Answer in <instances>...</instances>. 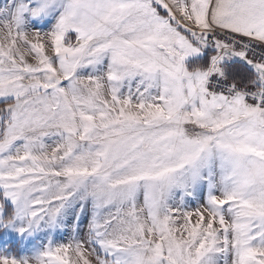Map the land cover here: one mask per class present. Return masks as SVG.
I'll list each match as a JSON object with an SVG mask.
<instances>
[{
	"label": "snow or ice",
	"instance_id": "1",
	"mask_svg": "<svg viewBox=\"0 0 264 264\" xmlns=\"http://www.w3.org/2000/svg\"><path fill=\"white\" fill-rule=\"evenodd\" d=\"M0 241L264 264V0H0Z\"/></svg>",
	"mask_w": 264,
	"mask_h": 264
},
{
	"label": "rangeland",
	"instance_id": "2",
	"mask_svg": "<svg viewBox=\"0 0 264 264\" xmlns=\"http://www.w3.org/2000/svg\"><path fill=\"white\" fill-rule=\"evenodd\" d=\"M196 203L194 202L192 204V207H196ZM69 238V233L67 232V230H65L62 234H59L57 235L56 239L59 241V242H64L66 241L67 239ZM3 242L0 241V246H2Z\"/></svg>",
	"mask_w": 264,
	"mask_h": 264
}]
</instances>
